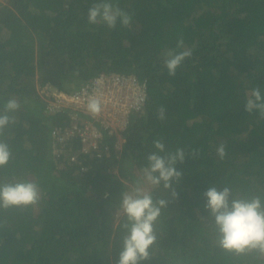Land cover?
<instances>
[{
  "label": "trees",
  "instance_id": "16d2710c",
  "mask_svg": "<svg viewBox=\"0 0 264 264\" xmlns=\"http://www.w3.org/2000/svg\"><path fill=\"white\" fill-rule=\"evenodd\" d=\"M92 3L0 4V108L10 97L21 103L0 137L13 153L0 182L28 179L41 190L34 205L0 208V264H116L121 193L143 177L129 167L143 172L155 139L199 155L176 164L182 176L170 189H153L169 202L154 225L151 258L141 264H264L258 250L219 246L204 196L229 186L231 198L264 197V119L244 110L252 89L264 92V0H113L132 17L115 28L87 22ZM181 38L192 55L170 76L165 55ZM99 73L132 74L147 95L120 138L96 122L101 137L84 150L79 137L63 133L72 112L50 110L39 89L73 92ZM76 112L81 123L93 119Z\"/></svg>",
  "mask_w": 264,
  "mask_h": 264
},
{
  "label": "clouds",
  "instance_id": "9594fccd",
  "mask_svg": "<svg viewBox=\"0 0 264 264\" xmlns=\"http://www.w3.org/2000/svg\"><path fill=\"white\" fill-rule=\"evenodd\" d=\"M87 22L89 24H104L115 28L117 23L128 26L132 17L122 10L113 0H93L88 8ZM192 50L185 48L183 39H178L176 47L169 49L165 55L164 66L168 74L174 76L176 70L186 58L191 57ZM53 87V86H52ZM21 103L15 97L8 98L0 108V137L6 135V129L15 124V113ZM103 101L99 96L91 95L86 100V110L93 117L100 115ZM244 110L248 113L256 112L264 119V92L260 87L252 89L246 98ZM165 109H159V118L164 119ZM156 151L146 156L147 164L143 168L142 180L136 182L131 191L121 193L120 209L124 220L121 228L124 234L121 239V249L116 264H141L151 258L150 248L157 240L155 223L161 209L166 207L168 200L155 198L153 189L161 187L168 190L173 181H179L182 172L176 164L183 163L186 155L196 157L198 150L186 151L182 147L170 151L162 139L153 141ZM220 159L226 156V146L221 143L216 148ZM12 149L5 140L0 139V168L7 165L12 159ZM173 198L178 194L173 189ZM205 209L214 218L219 231V246L229 252L237 254L249 250H258L264 253V197L253 196L250 199L231 198L232 189L224 186L209 187L205 192ZM41 197L39 184L28 179L16 182H0V208L29 206L36 204ZM231 198V199H230Z\"/></svg>",
  "mask_w": 264,
  "mask_h": 264
},
{
  "label": "built area",
  "instance_id": "2783aa9c",
  "mask_svg": "<svg viewBox=\"0 0 264 264\" xmlns=\"http://www.w3.org/2000/svg\"><path fill=\"white\" fill-rule=\"evenodd\" d=\"M42 97L47 101V107L52 110L68 108L72 112V122L63 133L79 137L84 144V150L96 147L97 138L101 137L100 126L108 133H116L120 138V131L125 127L130 112H139L146 100L147 86L132 74L99 73L92 79L82 83L73 92L56 90L45 85L39 89ZM99 96L103 101L100 115L93 117L86 110L88 96ZM76 111L89 114L93 119L79 122ZM56 132H59L56 129ZM53 131V133H56ZM74 160V156L70 157Z\"/></svg>",
  "mask_w": 264,
  "mask_h": 264
},
{
  "label": "rangeland",
  "instance_id": "374dc122",
  "mask_svg": "<svg viewBox=\"0 0 264 264\" xmlns=\"http://www.w3.org/2000/svg\"><path fill=\"white\" fill-rule=\"evenodd\" d=\"M1 3H5V0H0V4H1ZM119 144H120V143H119ZM130 171H131V172H134L135 175H137V174L140 175V174H141V176H143V172L139 173L140 171L138 170V171H139V172H138L137 169H136V167H133L132 170H131L130 167H129V172H130Z\"/></svg>",
  "mask_w": 264,
  "mask_h": 264
}]
</instances>
